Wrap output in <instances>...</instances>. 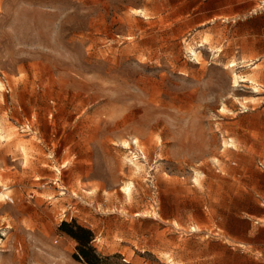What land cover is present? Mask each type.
<instances>
[{"label": "rangeland", "instance_id": "374dc122", "mask_svg": "<svg viewBox=\"0 0 264 264\" xmlns=\"http://www.w3.org/2000/svg\"><path fill=\"white\" fill-rule=\"evenodd\" d=\"M0 82V264H264V0H0Z\"/></svg>", "mask_w": 264, "mask_h": 264}, {"label": "trees", "instance_id": "16d2710c", "mask_svg": "<svg viewBox=\"0 0 264 264\" xmlns=\"http://www.w3.org/2000/svg\"><path fill=\"white\" fill-rule=\"evenodd\" d=\"M61 229L76 240L78 253L75 256L77 258H82L87 264H103L104 258L91 244L94 232L90 228L76 222L64 221Z\"/></svg>", "mask_w": 264, "mask_h": 264}, {"label": "bare ground", "instance_id": "6f19581e", "mask_svg": "<svg viewBox=\"0 0 264 264\" xmlns=\"http://www.w3.org/2000/svg\"><path fill=\"white\" fill-rule=\"evenodd\" d=\"M192 52H193V51H192ZM0 85H1V82H0ZM0 87H2V86H0ZM140 164H141V163H140ZM135 165L139 166V164H135ZM138 169H139V168H138ZM130 190H131V189H129V192H128L129 194H130Z\"/></svg>", "mask_w": 264, "mask_h": 264}]
</instances>
